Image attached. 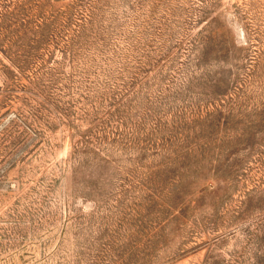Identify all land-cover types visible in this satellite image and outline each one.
Returning <instances> with one entry per match:
<instances>
[{"label":"rangeland","instance_id":"obj_1","mask_svg":"<svg viewBox=\"0 0 264 264\" xmlns=\"http://www.w3.org/2000/svg\"><path fill=\"white\" fill-rule=\"evenodd\" d=\"M0 264H264V0H0Z\"/></svg>","mask_w":264,"mask_h":264}]
</instances>
